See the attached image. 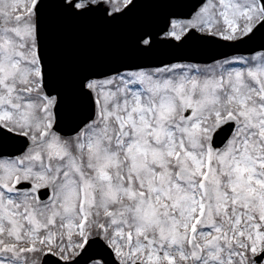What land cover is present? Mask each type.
<instances>
[{"label":"snow or ice","instance_id":"6c2138e0","mask_svg":"<svg viewBox=\"0 0 264 264\" xmlns=\"http://www.w3.org/2000/svg\"><path fill=\"white\" fill-rule=\"evenodd\" d=\"M0 264H264V0H0Z\"/></svg>","mask_w":264,"mask_h":264},{"label":"water","instance_id":"95a60500","mask_svg":"<svg viewBox=\"0 0 264 264\" xmlns=\"http://www.w3.org/2000/svg\"><path fill=\"white\" fill-rule=\"evenodd\" d=\"M145 13H141L138 19L144 18ZM76 51L83 57L107 50L118 52L122 48L120 36L116 34L81 33L73 41Z\"/></svg>","mask_w":264,"mask_h":264}]
</instances>
